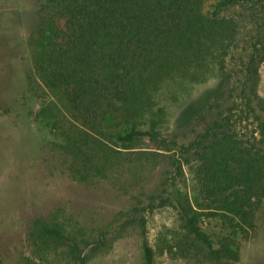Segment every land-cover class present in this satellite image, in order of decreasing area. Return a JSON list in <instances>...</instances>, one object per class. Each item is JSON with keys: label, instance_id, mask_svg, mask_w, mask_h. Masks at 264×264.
<instances>
[{"label": "trees", "instance_id": "16d2710c", "mask_svg": "<svg viewBox=\"0 0 264 264\" xmlns=\"http://www.w3.org/2000/svg\"><path fill=\"white\" fill-rule=\"evenodd\" d=\"M29 40L38 82L63 93L69 114L44 100L35 116L80 163L82 180H110L135 165L154 172L150 187L130 195L129 218L121 223L138 229L144 264H154L147 217L164 207L173 210L180 231L170 253L238 263L264 208V99L258 93L264 0H39ZM157 72L192 82L215 75L219 85L191 122L163 133L147 115ZM140 145L145 150L137 151ZM192 162L201 180L196 208L179 188ZM204 219L220 221L226 234L212 239ZM93 235L84 226L39 217L30 220L26 238L38 254L60 249L65 264H87V249L106 246L105 233Z\"/></svg>", "mask_w": 264, "mask_h": 264}, {"label": "rangeland", "instance_id": "374dc122", "mask_svg": "<svg viewBox=\"0 0 264 264\" xmlns=\"http://www.w3.org/2000/svg\"><path fill=\"white\" fill-rule=\"evenodd\" d=\"M39 0H0V257L2 264H65L62 250L44 254L34 251L26 238L30 220L55 218L68 228L76 225L91 231L93 239L105 233L106 246L85 251L87 264H144L141 237L136 227L123 228L129 218L130 195L150 187L154 172L130 166L110 180L77 173L79 162L63 148L61 138L37 117L44 100L54 101L69 116L63 93L45 89L37 80L36 47L30 35L37 22ZM258 93L264 99V62L259 69ZM219 81L192 82L157 72L149 92L154 117L161 132L191 122L211 99ZM146 120V118H144ZM145 146L137 151L145 150ZM179 188L194 208L200 206L201 180L198 164L183 169ZM252 237L241 246L235 264H264V208L255 219ZM203 230L212 239L226 234L218 220L204 219ZM146 237L154 251V264H212L180 258L169 252L180 231L169 207L147 217Z\"/></svg>", "mask_w": 264, "mask_h": 264}]
</instances>
